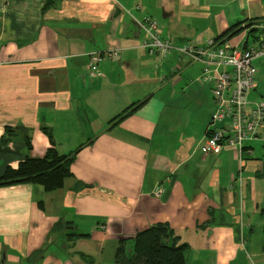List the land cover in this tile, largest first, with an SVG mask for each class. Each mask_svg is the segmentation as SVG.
Masks as SVG:
<instances>
[{
  "label": "crops",
  "instance_id": "obj_1",
  "mask_svg": "<svg viewBox=\"0 0 264 264\" xmlns=\"http://www.w3.org/2000/svg\"><path fill=\"white\" fill-rule=\"evenodd\" d=\"M147 15L176 44L244 48L261 38L264 0H0V177L29 155L76 151L60 188L0 184V264H115L119 244L157 222L186 264H264V126L242 162L235 147L203 153L215 111L205 64L150 56ZM112 49L92 76L90 55ZM255 64L250 94L264 99Z\"/></svg>",
  "mask_w": 264,
  "mask_h": 264
},
{
  "label": "built area",
  "instance_id": "obj_2",
  "mask_svg": "<svg viewBox=\"0 0 264 264\" xmlns=\"http://www.w3.org/2000/svg\"><path fill=\"white\" fill-rule=\"evenodd\" d=\"M138 23L145 34L141 47L150 56L163 60L177 50L205 64L199 80L210 85L215 111L198 148L203 153L217 154L224 147H235L242 162L243 153L252 151L251 143L259 137L258 130L264 126V99L249 100L258 82L259 68L255 60L264 58V20L260 23L262 32L258 44L244 48L216 38L208 39L204 45L191 40L176 44L170 36H163L155 17L147 15ZM118 55L117 49L93 52L90 74H96L102 61ZM262 140L264 142V136ZM164 192L162 186L156 191L157 194Z\"/></svg>",
  "mask_w": 264,
  "mask_h": 264
},
{
  "label": "trees",
  "instance_id": "obj_3",
  "mask_svg": "<svg viewBox=\"0 0 264 264\" xmlns=\"http://www.w3.org/2000/svg\"><path fill=\"white\" fill-rule=\"evenodd\" d=\"M51 1L47 0V3ZM220 39L216 38L222 42L228 40ZM12 131L11 127H7L4 140ZM44 131L51 136L49 131ZM26 142L31 149L29 138ZM75 155L76 151L61 155L55 148H50L43 157L29 155L17 169L8 168L0 177V184L37 182L43 184L46 190L60 188L65 178L71 175L70 165ZM184 250L185 245L180 244L175 229L168 222H157L138 232L130 248L121 242L116 251L115 264H186Z\"/></svg>",
  "mask_w": 264,
  "mask_h": 264
},
{
  "label": "rangeland",
  "instance_id": "obj_4",
  "mask_svg": "<svg viewBox=\"0 0 264 264\" xmlns=\"http://www.w3.org/2000/svg\"><path fill=\"white\" fill-rule=\"evenodd\" d=\"M261 59V58H260ZM261 78H262V80H264V75H262L261 76ZM200 81V80H199ZM201 82V81H200ZM262 85H263V87H264V81L262 82ZM260 89L259 90H262L263 92H264V89L263 88H261V85H260V87H259ZM254 91H252V93H253ZM250 94L249 95V98H250V100H255V98L253 97V94ZM262 98H258V100H261ZM191 102L190 103H188V100H183V101H180V102H178V107H182V109H186V104L188 105V104H190L191 105V111L194 109V107L195 106H197L198 104H196V103H198V101H197V99H195L194 100V98L192 99V100H190ZM192 101H194V103L192 104ZM184 104V105H183ZM183 106H185V107H183Z\"/></svg>",
  "mask_w": 264,
  "mask_h": 264
},
{
  "label": "water",
  "instance_id": "obj_5",
  "mask_svg": "<svg viewBox=\"0 0 264 264\" xmlns=\"http://www.w3.org/2000/svg\"><path fill=\"white\" fill-rule=\"evenodd\" d=\"M175 179H176V176H174L173 181H172V184L174 183ZM170 192H171V190H167V191L165 192V194H164V200H167V198H168L169 195H170ZM2 264H4L3 261H2Z\"/></svg>",
  "mask_w": 264,
  "mask_h": 264
}]
</instances>
